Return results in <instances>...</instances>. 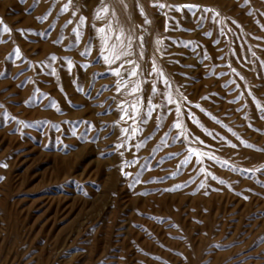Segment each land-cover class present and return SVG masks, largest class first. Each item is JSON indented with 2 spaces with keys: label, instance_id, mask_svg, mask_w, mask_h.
<instances>
[{
  "label": "rangeland",
  "instance_id": "1",
  "mask_svg": "<svg viewBox=\"0 0 264 264\" xmlns=\"http://www.w3.org/2000/svg\"><path fill=\"white\" fill-rule=\"evenodd\" d=\"M82 1L64 12L68 0H0L12 29L0 31V264H264V0H127L138 35L132 55L111 65L99 59L97 30L110 37L109 50L128 44ZM80 16L87 21L76 43ZM86 46L91 54L80 55ZM125 59L139 65L137 76L128 64L120 76L109 71ZM118 81L127 82L120 92ZM169 91L187 97L181 117ZM140 98L142 131L132 136L117 105L131 113ZM149 100L159 106L150 118ZM177 118L187 140L173 138ZM190 147L218 161L185 163Z\"/></svg>",
  "mask_w": 264,
  "mask_h": 264
},
{
  "label": "snow or ice",
  "instance_id": "2",
  "mask_svg": "<svg viewBox=\"0 0 264 264\" xmlns=\"http://www.w3.org/2000/svg\"><path fill=\"white\" fill-rule=\"evenodd\" d=\"M120 2L122 3L123 0H120ZM72 5V0H68V3L64 4L63 7L61 8V11H64V12H67L69 10V7ZM153 7H158V8H163L165 7V5L163 4H153ZM175 7V6H173ZM183 7L185 8H196V7H199V5H184ZM206 11H213L212 9H206ZM109 12V8L107 5L103 6L102 8H100L97 13H96V17L97 19H102L103 16L101 15L102 13L104 15H107ZM140 12H141V15H143V9L141 8L140 9ZM73 15H75V13H73ZM216 16H219V13H216L215 14ZM38 19H47V16H44V17H39ZM86 21H87V17H84V16H80L79 18V21H78V25L76 28L73 29V32L76 34L75 35V41L76 43H79L80 39H81V36H82V33L80 32V26H83L86 24ZM67 23L71 24L72 21L69 20ZM145 23H150V21H145ZM165 30H167V23L165 24ZM0 31L4 32V33H8V34H11L12 32V29L3 22V18H0ZM19 32L23 33L25 31H31V29H18ZM99 33H100V36H101V40L103 42V47L101 48V51H100V54H99V59L103 60L106 64H113L115 63V61L117 60H120L121 57H128L130 55H132V53L130 51H128V49H131L132 45H131V42L129 41L128 45H127V48L126 49H123V50H120L118 51L117 50V46L116 45H113L111 50H109L108 48V42L110 40V37L105 33V29L103 27H101L100 29L97 30ZM123 33L121 32V35ZM54 42H58V41H54ZM157 43H160L159 41H157ZM123 45V42L121 41V46ZM140 46L141 48H143V37H140ZM91 46H86L85 47V51L84 52H81L80 55H90L91 54ZM15 55L17 56V58H19L22 53H21V50L19 49V47H17L15 50ZM141 56L143 55V51H141L139 53ZM9 55H12V53H10ZM50 59L52 61H55L58 59L57 56L55 55H52L50 57ZM67 60V70L68 72H71L72 68L74 67L71 59L69 58H65ZM125 64H128V65H131V69L130 71H128V75L131 76V77H135L137 76V73H138V69H139V65L135 63L134 60H131V59H125L123 61V63L120 64L119 68H109V71H111L114 75L116 76H120V69L124 68V65ZM81 67H84L83 65ZM160 70L157 69L156 65H155V61L153 60L152 62V72H159ZM235 71V70H233ZM5 73L4 72H0V76L4 75ZM53 74H54V71H53ZM160 75L162 76V72H160ZM166 84H167V81L165 80L164 81ZM127 87V82H124V83H120L119 81L117 82L116 84V91L117 92H120L122 90V88H126ZM170 87V86H169ZM61 91H63V88L61 87L60 89ZM78 91H83L82 88H78L77 89ZM140 87H139V84L137 83V85L135 87H133L131 89V93L130 94H134L138 91H140ZM40 90L37 88L36 89V92H39ZM152 92L153 93H156L157 92V89L155 88V86H153L152 88ZM202 99H207V97H202ZM255 99V98H253ZM166 101H167V104L169 105H175V112L177 114L178 117H181L183 115V113H181V108H180V105L183 101H187V97L186 96H183V94H180V99L179 100H176L173 98L172 96V93L171 91H169L168 95H167V98H166ZM30 101H24V103H29ZM56 103L58 102H54L52 103L50 106L52 107H55L56 106ZM68 103L71 105V101H68ZM148 111L144 114L146 117L150 118L151 117V113L152 111H155L157 107H159L158 105H153L151 103V100L148 101ZM131 113L129 112V106L127 105V103L125 101H121L120 104L117 105V108L120 110L121 112V115H120V121H125V119L127 118V120H131L133 121V126L131 127V135L132 136H135L137 135L140 131H142V129H140L137 125V117L140 116V109L141 107H143V98H140V100L135 103V104H132L131 106ZM195 107L197 108H200V105L197 104L195 105ZM259 107V105H258ZM59 110V109H58ZM201 111H205L204 109H201ZM206 115H210L209 113L205 112ZM189 117L192 119V122L194 124H196L198 127H201L203 128V125L200 124V121L197 117H195L194 113L190 112L188 113ZM213 119H215V117H212ZM262 119H264V117H261ZM120 121H117L116 123L119 124ZM146 122V120L144 121ZM23 123V122H21ZM85 123H90V122H87L85 121ZM251 126V125H250ZM160 125L158 124L157 125V128H159ZM172 128L174 129H177V133L176 135L173 137L174 139H183V140H187V129H186V126L183 124V121L182 119L180 118H177L173 124L171 125ZM122 133H124L125 135H128L129 134V128H122L121 129ZM205 133L209 136H212V132L209 131L208 129H204ZM229 131H231V129H229ZM170 133H165L164 134V137H167L169 136ZM151 138V134L147 137L144 138V141L148 140ZM213 139H215V137H213ZM194 140L196 142H199L200 144H204L203 141L200 140L199 137H194ZM144 141L141 142V144L144 143ZM161 143L163 144H167V140L162 138V141ZM227 143L235 148L236 145L235 144H232L231 141H227ZM242 144H244L246 147H252V145L248 144L246 141H241ZM141 144H138V145H135V147L137 149H139L141 147ZM121 148L124 147V144L122 143L120 145ZM205 147H210V146H205ZM156 149L154 148L153 149V152H155ZM188 155L185 157V163L187 162H190L192 157H196V162L197 163H202L203 162V159L204 158H207L209 160H213V161H218V158L210 153V152H207V151H204V152H201L199 150H197L196 148H188ZM121 156L123 155V153H120ZM169 155L171 156H175L176 153H170ZM132 163H139V160L138 158H134L133 161L129 162V161H125L124 162V165L123 167H128L130 166ZM159 163V162H157ZM4 167H7V165L5 164ZM123 167H122V171H123ZM201 171H205L204 169H201ZM246 171H260V169H248ZM176 173H173V175H175ZM124 175H132V173H129V172H124ZM0 179H3V177H0ZM213 179H216L215 176H213ZM221 184L224 183L223 180H220L219 181ZM201 187L204 186L203 182L201 183L200 185ZM182 187V185H176L174 186L173 188H169V189H164V191H175L177 190L178 188ZM249 191H251V189H249ZM207 194V193H205ZM245 200L248 199L247 196L244 197ZM153 219H160V220H163V218H156L154 217ZM157 259H159V257H157Z\"/></svg>",
  "mask_w": 264,
  "mask_h": 264
},
{
  "label": "bare ground",
  "instance_id": "3",
  "mask_svg": "<svg viewBox=\"0 0 264 264\" xmlns=\"http://www.w3.org/2000/svg\"><path fill=\"white\" fill-rule=\"evenodd\" d=\"M78 3L79 7L86 6L87 4V2L82 0H78ZM90 5L93 7V10L100 9L107 5L109 8V12L107 14L108 28L113 27L119 34L122 32L123 43L128 44L130 41L131 45L134 44V37L138 35L136 34V29L134 28L135 15L132 12L129 6L130 4L127 0H123L122 3L120 0H105L101 7L95 4L94 0H90ZM135 45H137V43H135ZM136 49L138 50V48Z\"/></svg>",
  "mask_w": 264,
  "mask_h": 264
}]
</instances>
